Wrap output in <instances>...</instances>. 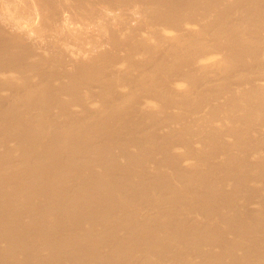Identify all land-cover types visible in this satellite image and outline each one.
I'll return each instance as SVG.
<instances>
[{"label":"bare ground","instance_id":"bare-ground-1","mask_svg":"<svg viewBox=\"0 0 264 264\" xmlns=\"http://www.w3.org/2000/svg\"><path fill=\"white\" fill-rule=\"evenodd\" d=\"M0 264H264V0H0Z\"/></svg>","mask_w":264,"mask_h":264},{"label":"rangeland","instance_id":"rangeland-1","mask_svg":"<svg viewBox=\"0 0 264 264\" xmlns=\"http://www.w3.org/2000/svg\"><path fill=\"white\" fill-rule=\"evenodd\" d=\"M100 31H102V32H106V33H109L108 31H106V30H103V29H100V28H98ZM146 34L145 32H140V35L141 34ZM103 39V37H101V36H98V35H96V36H94V37H90V40H89V43L91 42V41H101ZM149 42V44L150 45H154L155 44V42L152 40V42H150V41H148ZM89 46V44H86V43H84V42H81L80 41V47H82V48H86V47H88Z\"/></svg>","mask_w":264,"mask_h":264}]
</instances>
